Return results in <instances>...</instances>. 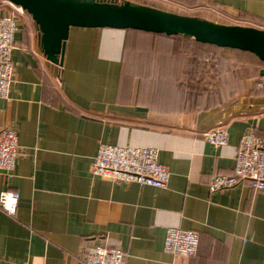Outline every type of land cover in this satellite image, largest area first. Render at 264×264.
<instances>
[{
    "label": "crops",
    "instance_id": "0c3cea01",
    "mask_svg": "<svg viewBox=\"0 0 264 264\" xmlns=\"http://www.w3.org/2000/svg\"><path fill=\"white\" fill-rule=\"evenodd\" d=\"M201 3L196 16L264 28V0ZM5 14L16 15L19 30L0 129L17 132L21 155L14 176L0 171V194L20 195L15 215L0 210V264H84L96 243L124 249L126 264H264V189L244 181L210 190L214 176L234 172L243 134L264 136L258 60L259 69H233L237 58L247 59L237 64L245 68L252 57L161 33L72 27L58 67L42 53L30 15L0 0ZM206 50L232 65L218 69ZM191 84L203 92L186 98ZM219 124L229 143L216 147L204 133ZM101 143L157 148L168 184L93 175ZM171 227L199 234L194 256L165 251Z\"/></svg>",
    "mask_w": 264,
    "mask_h": 264
},
{
    "label": "built area",
    "instance_id": "2783aa9c",
    "mask_svg": "<svg viewBox=\"0 0 264 264\" xmlns=\"http://www.w3.org/2000/svg\"><path fill=\"white\" fill-rule=\"evenodd\" d=\"M117 2V0H105ZM197 1L211 0H165ZM16 12L23 9L11 3ZM19 21L15 14L0 16V99L8 98L15 81L12 60L17 46L16 33ZM258 88L264 89V77L256 80ZM204 138L216 147L229 143V130L219 124L204 133ZM21 155L17 132L12 128L0 129V171L14 176L17 160ZM91 173L110 179L113 182H137L141 185L165 187L171 176L169 168L159 161V150L155 147H137L101 143L91 164ZM249 181L254 189H264V136L255 131L243 134L238 145L235 167L232 174H217L210 183V190L220 191ZM19 193L15 190L0 194V210L15 215L19 204ZM200 236L197 232L181 227L167 229L165 251L175 258L186 259L194 256L199 247ZM126 251L118 247L92 244L86 249L84 264H126Z\"/></svg>",
    "mask_w": 264,
    "mask_h": 264
},
{
    "label": "water",
    "instance_id": "95a60500",
    "mask_svg": "<svg viewBox=\"0 0 264 264\" xmlns=\"http://www.w3.org/2000/svg\"><path fill=\"white\" fill-rule=\"evenodd\" d=\"M26 11L38 27V44L53 64L64 63L72 27L139 29L182 35L202 43L248 51L264 61V29L202 18L140 4L105 0H8ZM264 75V67L260 70Z\"/></svg>",
    "mask_w": 264,
    "mask_h": 264
},
{
    "label": "trees",
    "instance_id": "16d2710c",
    "mask_svg": "<svg viewBox=\"0 0 264 264\" xmlns=\"http://www.w3.org/2000/svg\"><path fill=\"white\" fill-rule=\"evenodd\" d=\"M186 2H192V1H186ZM134 30V29H133ZM135 30H139V29H135ZM140 31H144V30H140ZM146 32H148V31H146ZM152 33H154V32H152ZM161 34H164V33H161ZM165 35H167V34H165ZM172 36H175V37H179L180 39H186V40H190V41H193V42H195V43H200V44H202V45H204V46H206V47H208V46H211V47H214L215 49H216V51L220 54V53H223V51L222 50H225V49H227V50H229V51H232V52H240V53H244V54H246V55H250L251 57H252V61H250L249 62V65H247L246 64V66H245V68H242V67H238V68H242V69H259L258 67H257V64L255 63L257 60L260 62V64L264 67V61H262V60H260L256 55H254L253 53H251V52H248V51H244V50H240V49H236V48H230V47H219V46H217V45H214V44H210V43H202V42H199V41H196L195 39H192L191 40V38H189V37H184V36H182V35H172ZM212 50H206L205 52H204V56L206 57V58H208L210 61H212V63L216 66V67H218V69H226L228 66H231L232 65V63L230 64V63H228L227 62V59L223 56V57H217L214 53H212L211 52ZM243 60H246L247 61V59H243V58H237L236 59V61H237V63H233L235 66L238 64V61H243ZM238 66V65H237ZM230 69H232L233 67H229ZM233 69H235V68H233ZM254 77H256L257 79L259 78H263L264 77V75H262V74H260L259 73V71L258 72H256L255 74H254ZM258 89H261V90H264L263 88H258ZM193 94H191V95H188V96H185L186 98H189L190 96H192Z\"/></svg>",
    "mask_w": 264,
    "mask_h": 264
},
{
    "label": "rangeland",
    "instance_id": "374dc122",
    "mask_svg": "<svg viewBox=\"0 0 264 264\" xmlns=\"http://www.w3.org/2000/svg\"><path fill=\"white\" fill-rule=\"evenodd\" d=\"M163 7L170 9V10H174L180 13H185V14H192V15H200L203 12L197 7V2L195 3V1L192 2H186V1H181V2H175V1H166L163 2ZM264 29V28H263ZM237 63V62H235ZM235 69H242V68H238V66H235ZM207 71L206 69H204V72ZM208 77V76H207ZM209 79V78H208ZM196 84H191L188 85L187 87H185V89H183L181 92L182 94H184V96H188L191 94L196 93L197 91H201L204 89L201 85H199V87H193ZM202 87V88H200ZM206 92L209 91V89H205ZM180 92V91H179Z\"/></svg>",
    "mask_w": 264,
    "mask_h": 264
}]
</instances>
